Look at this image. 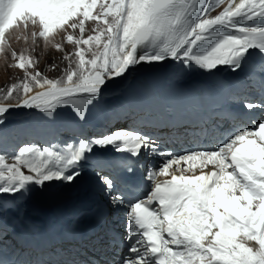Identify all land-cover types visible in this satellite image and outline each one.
<instances>
[{
  "label": "snow or ice",
  "instance_id": "obj_1",
  "mask_svg": "<svg viewBox=\"0 0 264 264\" xmlns=\"http://www.w3.org/2000/svg\"><path fill=\"white\" fill-rule=\"evenodd\" d=\"M13 29L31 40L30 51L41 42L45 50L64 52V43L73 50L65 53L68 66L58 79L44 76L29 50H11L8 67L24 76L0 93V123L12 107L50 114L70 106L83 120L106 81L141 62L171 58L203 70L235 71L250 50L264 55V0H0V55L9 51L7 33ZM243 107L264 109V103ZM97 146L133 157L145 151L168 157L148 171L152 187L144 199L125 204L119 193L111 195L114 205L127 209L124 236L109 237L125 245L114 264H264V119L241 127L213 150L183 155L165 153L130 130L82 139L63 151L24 146L11 158L0 154V194L72 183ZM103 183L112 193L111 178Z\"/></svg>",
  "mask_w": 264,
  "mask_h": 264
},
{
  "label": "bare ground",
  "instance_id": "obj_2",
  "mask_svg": "<svg viewBox=\"0 0 264 264\" xmlns=\"http://www.w3.org/2000/svg\"><path fill=\"white\" fill-rule=\"evenodd\" d=\"M225 6H226V4H223V5H220L219 7H217L216 8L217 11L213 12V15H217L220 11H222V9ZM248 23L252 24L253 22L249 21ZM9 31L10 32L17 31V32L22 33L21 31H18L17 29H13V30H9ZM57 38H58L57 41L59 42L60 37L58 36ZM256 52H258V51L255 50L254 53H256ZM252 58H254V56ZM163 62H165V61H158V62H152V63L144 62L143 65H145V66L157 65V64H161ZM256 64H257L258 70H259V65H261V63L257 60ZM136 66H138V65L131 67L127 71V74L129 73V75H131L132 71H134V67H136ZM175 66H177V65L175 64ZM240 69H242L243 72L247 73V75L249 77V80H248L249 81V83H248L249 88H248V90L246 89L247 91H244L240 95L241 100L238 102V104L241 105V104H244L245 102H253L255 104L264 103V101L258 97L257 93L254 90V85H255L254 72L249 67L246 68L244 66H241ZM261 74H263V72H261ZM150 77L151 76H149V75L142 76L141 78H145V79H142L139 82H136L135 83L136 85L129 87V90L132 92L127 93V91H126V92H124V95H126L129 98H133L136 95V98L138 99L139 94H137V93L139 91H135V89L137 90V88L140 86H141L140 87V89H141L143 84L148 85L149 81H150ZM133 91H135V92H133ZM98 98H99V96L96 98H93L92 102H95ZM91 107H92L91 104L87 106V109H86L87 113L89 112ZM32 109L39 110L36 108H26V107H16L15 108V107H12L9 109V111L3 117L13 115L11 117L12 119L22 118L25 116H29ZM40 112H42V111H40ZM252 113H256L258 115V118H250L247 122L246 121H229L228 122L226 120V121H222L221 125L214 122L211 124L210 123L204 124L201 127H192L191 126L188 129H181V130L176 129V128H173L172 130H163V131L157 130V131H155V133H153V137H151L150 139L152 141H154L158 145V148H160L161 151H164L165 153H169V151L171 149L176 150V151L183 150L184 152L213 150L214 148H216L220 144L219 142H222L221 140L223 137H224V139L229 137V136H224L223 134H219V130H228L229 129L231 131L234 130V132H235V131H237L236 129L238 126L251 127L252 121H259L260 119H264V109H260V108L253 109L252 111L248 112L247 115L249 116ZM126 114H129V115L125 116L122 120L121 117L123 115H126ZM89 118L92 119L93 123H100V120H101V119H98L95 114L90 115ZM135 118L136 117H134V115L128 111L125 114L118 115L117 119H115V118L111 119L110 117H107V121H105V123H107V126L105 127V134L110 133V132L115 131V130H126L124 128L125 126H128L129 128H134L135 127V124H134ZM118 121H119V123L117 124ZM123 122H126V123H123ZM108 124H110V125H108ZM77 125L79 127L78 133L82 134V132H84V131H85V133H87V131L90 132L89 129L85 130V127L82 123L79 122V124H77ZM112 125H119V127H116V126L113 127ZM137 125H138L139 129H137V130L134 129L135 130L134 132H138L140 134L143 133L145 136L148 132H152V130L148 127H142L139 123H137ZM126 131H129V130H126ZM205 131H209L210 136H213V137H212V140H210L212 145L209 146V148L203 149L199 145L198 139L204 135ZM154 135H158V136L166 135V139H162V138L157 137V136L155 137ZM174 135H175V137H173ZM81 136H83V137L80 140L97 138V137H93V136H92V138H90V137L86 138V135H81ZM167 136H169V137H167ZM75 144H77V143H75ZM199 146H200V148H199ZM94 149H100L102 151H107L106 147L101 148V147L97 146ZM112 152L114 154L118 153V151H116L114 147L112 149ZM152 154H153L152 152H148V151L142 152L138 156L140 158L139 165H142L144 168V167H146L145 164L148 163L149 161H151L153 166H159L160 167L161 165H163V163L167 159L166 158L167 156H164V158L162 160H158V161L152 160L150 158V155H152ZM159 156H161V155H159ZM88 165H89V163H84L81 166V168H83L82 170L84 171L85 166H88ZM181 165H183L185 168L187 167V165L183 164V162H181ZM181 165H174L173 167L179 168ZM211 167L212 166L210 165L209 168H211ZM96 171L97 172H95V174L92 175V178H95L97 180L98 176H100V177L102 176L103 178L107 177L106 175H104L102 173L103 172L102 170L98 169ZM194 171L196 172V174L200 173V169H195ZM204 171L207 172L208 169H204ZM185 174H191V172H186ZM167 179H170V177H168V176H157V178H156V180H158V181H164ZM62 183L65 184L66 182H62ZM101 183L103 184L102 180L100 181V184ZM58 185H59V183H58ZM48 188H49V190H47L48 192L46 191V193H44L43 188H42V190H39V189L35 190L32 188L30 190H27V195L24 196L25 199L23 198L24 199L23 202H21V200H19V199H16L17 201H15V199H13L14 202L17 204L14 207H12V205H10V209H11L10 211L13 214L12 210L15 208L16 211L20 210V212L17 214V217L15 216L16 220L14 221V223H10V224L13 226V224L16 225L20 222L21 223L19 224V226H16L13 228V230H14L13 233L10 232V234H14V236H13L14 238H12L11 235H9V234L0 231V255H5V253H3V252L7 250V246H8L11 251L14 250L16 252V253H14V255L17 256V259L15 258L13 262H11V263L8 262L7 264H68L67 261H70L71 264H114L115 261H118L120 256H118L117 254H114L112 252H108L106 248H110L109 245L103 244V241H106V239L101 238L100 235L105 236L104 234H99L98 237L100 239L97 238V240H100L99 242H97V240L91 239L87 242L79 243V244H73V245L68 246V247L67 246H61L58 248H54L52 250L47 251L44 254H39V255H35L34 253L27 251V250H23L22 248L17 246L16 239H19L22 237L23 229H26L29 234L33 235V233H34L33 218L36 221H41L43 223L45 221H48L49 224L52 225V228H54V226L56 225L49 217L50 210L47 211L48 208L44 209L43 207L41 209H39L40 208L39 203H40V201H42L46 205L49 202H52L54 207L57 208V207L61 206L59 204L65 203V202H67V200L63 199L61 196L58 195V192L60 191L59 186L58 187L49 186ZM53 188H54V190H53ZM99 189H101L103 198L107 199L106 197L109 196L110 193L105 188V185L99 186ZM16 206H18V209ZM26 206L30 207V211L33 215H29L27 213ZM120 207L121 206H116L113 204V202H111L109 204L108 208L106 210H104L106 213H110V215L108 216V219H107V223H112L113 225L118 224L119 217L113 219L112 214L114 213L115 208H116V211L117 210L121 211ZM58 210H59L57 213L58 216L56 219L62 220V219H64L65 215H70V214H73L74 216L78 215L81 208H78L77 206L73 207V205H71L70 209H68L70 211H62L60 209H58ZM42 216H44V218H41ZM72 219L73 218H71V220ZM122 232H123V229H122ZM58 252H60V253L63 252L64 256L67 258V261L65 260V262H63L60 260V258L59 259L53 258L51 260H48L47 258H43V257L51 255V254H52V256L55 257V254H58ZM20 254H23L24 257L18 258V256ZM71 256L75 257V260H72L70 258ZM93 260H95V262H93Z\"/></svg>",
  "mask_w": 264,
  "mask_h": 264
},
{
  "label": "rangeland",
  "instance_id": "obj_3",
  "mask_svg": "<svg viewBox=\"0 0 264 264\" xmlns=\"http://www.w3.org/2000/svg\"><path fill=\"white\" fill-rule=\"evenodd\" d=\"M216 8L217 7L213 8L211 10V12L209 13V15L215 16V15H213V12L217 11ZM17 30L21 31L22 33L17 32V31H15V32L9 31L7 33L8 39L10 41V49L5 55H0V93L4 92L10 84L15 83V82H19V80L21 78H23V76H24V73L22 71H20L19 69L14 68V67H8L9 64L13 63V61L11 59V50L21 52V51H25V50L30 51L32 48L31 40L29 39L28 42H25L24 39L22 38L25 35V33L22 30H19V29H17ZM31 30L32 29H29L28 31L30 32ZM57 40H58V38H57ZM59 42L64 43L61 39ZM71 46L72 45H68V44L64 43L65 51L64 52H58L52 47H48L45 50L43 42H41L38 46L35 47L34 51H30V54L33 55L34 58L39 61V63L37 64V69L44 76H46L48 78H52V79H58L64 75V70L68 66V61L63 59V57H64L66 52H70L73 50V46L72 47ZM252 52L254 53L255 50H252ZM164 61L168 62L169 60L166 59ZM143 63L144 62L137 64L138 68L149 67V66L143 65ZM52 65H55V67H53ZM173 66H175V63L173 64ZM107 81H109V79ZM109 92H113V90L109 91ZM117 92H118V90L114 91L113 95H115ZM105 96H107V98H111L110 95H103L102 99H104ZM13 103H15V98L13 99ZM92 103H91V106H92ZM46 115H48V117L42 118V119H40L39 117L33 118L32 114L29 115L32 117L31 119L28 116H25L22 118H17V119H12L11 117L13 115L3 117L2 118L3 122L0 123V154L7 155V156H9V158H11L15 154H18L20 148H22L24 146H31L33 144H38V143H40L38 145V146H40L38 149L46 148L45 146H48V144L52 143V140L47 139V137L51 134H48V132L46 131V132H43V135H41L40 132H42V131L38 128V126L41 127V123L43 124V121H45V120L54 121L53 119H58L59 117L66 118L65 115H67V116H69V119H72L71 117H74L73 120L77 124H79V122H80V118L74 114V111L72 110V108L70 106H61V107L57 108L55 112L50 113V114L46 113ZM85 115H86L85 117L88 118L87 112L85 113ZM127 115H129V114L123 115L121 117L122 120ZM43 117H44V115H43ZM134 117L138 118V116H134ZM25 118H28V119H25ZM86 120L88 122V119H86ZM84 121H85V119H84ZM100 123H94V125H99V126H102L104 128L107 126V123H105V121H103V119L100 120ZM134 124H135V127L132 128L133 131H135L134 129H136V130L139 129L136 121H134ZM108 125H110V124H108ZM27 126L30 127V130H26ZM112 126L114 127L116 125H112ZM124 128L126 130H130V128L128 126H125ZM85 130H87V129L85 128ZM61 131L63 133V137L67 135V133L63 132V130H61ZM89 131L90 132L87 131L88 134L85 133V131L82 132V135H86V138H89V137L92 138V136L98 137V136H96V134H97L96 132H98V131H96V132L95 131L93 132L91 130H89ZM53 137H55V135ZM82 137L83 136L79 137V141ZM41 139H43V141ZM44 139H47V140H44ZM61 142H63V140ZM64 143H66V139L64 140ZM33 147H35V146H33ZM159 150H161V149L159 148ZM183 154H185V153H180L178 155H183ZM150 158L152 160L158 161V160H162L164 158V156H159L158 154L153 153L152 156L150 155ZM166 158H168V157H166ZM154 167H159V166H154ZM25 171H27V170H25ZM101 180L103 181L102 176H101ZM101 180H99V181H101ZM58 183H61V181H59V182L53 181V182L45 184V186L49 187L50 185H52V186L58 187L57 186ZM92 184H93L94 188H95V184L98 186L97 182L94 184L92 181ZM59 186H61V185H59ZM30 187L27 190H30L31 188L35 189V190L36 189L42 190V188L35 187V185L34 186L32 185L31 188ZM27 190L24 192H21L19 194H8V196H3V195L0 196V216L5 217L6 216L5 211H8L10 209V205H12V207H14L17 204L14 202L13 199H15V201H17L16 199H19V200H21V202H23L25 199L24 196L27 195ZM53 190H54V188H53ZM46 191L47 190H44V193H46ZM9 201L10 202L13 201L14 206L12 203H9ZM2 202H5L3 204V206H2ZM16 207L18 209V206H16ZM12 211H13V213H15L16 212L15 208ZM19 212H20V210H17V214ZM0 231L5 232V233L10 235L9 231L6 232L3 229H0ZM3 253H5V255H0V264H7L8 262L11 263L14 261L15 258L17 259V256L14 255V253H16V252L14 250L11 251L8 246H7V250L4 251ZM43 258H47L48 260H51L53 258L54 259L60 258V260L63 262H65V260L67 261V258L64 256L63 252H61V253L58 252V254H55V257L52 256V254H51V255L45 256ZM70 258L72 260H75V257H73V256H71Z\"/></svg>",
  "mask_w": 264,
  "mask_h": 264
}]
</instances>
